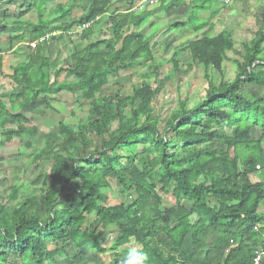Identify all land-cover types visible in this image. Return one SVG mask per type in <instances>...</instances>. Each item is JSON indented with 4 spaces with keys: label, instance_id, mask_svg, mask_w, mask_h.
Listing matches in <instances>:
<instances>
[{
    "label": "trees",
    "instance_id": "obj_1",
    "mask_svg": "<svg viewBox=\"0 0 264 264\" xmlns=\"http://www.w3.org/2000/svg\"><path fill=\"white\" fill-rule=\"evenodd\" d=\"M118 1L125 2L124 11L110 12L112 0H70L67 7L53 8L52 19H44L43 6L51 0H0L21 9L12 24L16 33L9 37L11 47L35 42L13 68V90L0 95L2 141L17 139L23 148H33L38 129L30 124L28 109L40 102L50 108L62 92L90 102L86 119L74 125L60 121L59 132L46 134L43 147L32 156L34 162L51 164L49 174L37 177H44L47 189L26 198L11 214L0 207V262L30 257L36 264H58L56 257L66 256V264H102L100 254L106 248L101 239L114 226L111 248L123 249L112 264H119L131 241L147 252L149 264H253L264 251V179H255L259 173L264 176V7L254 37L244 43L242 61L234 60L236 77L218 85L209 81L203 101L187 108L182 100L162 120L154 109L159 90L149 84L153 74L145 75L129 94L99 96L110 75L142 57L151 72L160 67L151 44L158 29L153 35L145 32L152 12H136L139 0ZM170 3L188 8L186 17L173 20L170 29L200 33L179 48L206 70L221 69L227 52L236 50L233 36L226 31L209 34L212 22L199 17L201 11H219L212 10L218 2ZM33 8L39 13L37 23L20 19ZM73 9L82 10L78 17ZM9 14L5 10L3 17ZM76 19L83 29L73 33ZM101 19L112 36L86 44L50 74L49 43L88 39ZM0 24V32L7 31L1 17ZM1 55L0 50V71ZM172 66L178 68L177 60ZM62 73L68 77L59 81ZM247 85L261 88L262 96L249 94ZM254 128L261 131L258 138L251 136ZM57 137L60 143L50 147ZM109 179L134 193L130 205L104 202L101 190L110 186ZM160 191L173 197V206H164ZM11 197H17L16 189ZM41 198L44 218L28 213ZM90 250L96 253L90 256Z\"/></svg>",
    "mask_w": 264,
    "mask_h": 264
},
{
    "label": "rangeland",
    "instance_id": "obj_2",
    "mask_svg": "<svg viewBox=\"0 0 264 264\" xmlns=\"http://www.w3.org/2000/svg\"><path fill=\"white\" fill-rule=\"evenodd\" d=\"M70 0H51L50 3L43 6V18L52 19V10L56 5L69 6ZM220 8L215 9L214 7ZM264 7V0H230L228 3H215L212 10H218L216 13H211L210 10L200 13V19H206L212 22L213 30L209 34H216L220 31L229 32L234 39L235 51L227 52V59L223 61L221 69L209 67L207 70L197 62L191 59L187 50H181L180 45L190 39L200 36V33L193 31L187 27H176L170 29L168 26L173 22V18H178L184 13H180L173 6L169 7L159 5L160 11L149 15L146 25V34L153 35L154 29H158V33L152 40V51L156 57V63H160L158 70L151 72L148 67V61L142 57L132 67L122 69L119 73L109 76V82L101 91L99 96H112L120 92L129 94L132 91L133 85L140 84L145 75H152L149 84L153 89L159 90L158 98L154 102L155 114L160 115L162 120H165L171 112L178 109L181 101L185 100L187 108H191L200 103L206 98L208 83L218 85L221 81H230L236 77L237 67L234 60L242 61L244 54V43H250L254 37L255 31L260 24V13ZM23 8V7H22ZM152 9L153 7H148ZM7 11L8 18L3 17V12ZM21 9H16L13 4H0V17L7 24V31L0 32V50L3 54L2 64L3 70L0 71V95L11 92L14 88V82L10 78L13 73V68L18 63L22 62L28 52V46H35V42L29 44L22 42L11 47L10 36L16 32L12 24L16 22L15 13ZM26 11L24 8L22 11ZM82 10L73 9V17H78ZM140 12L141 10H135ZM153 11V10H152ZM173 11V12H172ZM39 13L37 8H33L22 16L20 19L27 22L37 23ZM153 20V21H150ZM80 20L76 19L72 22L70 28L73 33L80 30ZM154 24L153 26L151 24ZM3 25V24H2ZM0 24V27L2 26ZM94 33L88 39L80 42H71L68 38L60 41H52L49 43V56L53 60L51 63L50 74L53 75L56 69L64 61L70 62L71 55L83 48L86 44L100 39L109 38L112 36V31L109 29L106 21L102 19L94 25ZM203 31V30H202ZM200 32V31H199ZM11 49V50H10ZM264 56V50L262 53ZM177 60L178 68L174 69L172 61ZM208 74V78L206 77ZM51 75V76H52ZM53 77V76H52ZM68 75L62 73L58 78L59 81L67 78ZM249 94H255L256 97L262 96V89L255 85H247ZM100 99V98H99ZM40 102V101H39ZM51 107H46L43 102L33 108H29L27 117L30 124L37 127L38 132L35 137L25 135V139L32 138L35 145L31 149H25L21 146L20 141L15 139L11 142L2 141L0 130V207L3 206L6 212L11 214L12 211L24 202L26 198L39 196L41 189H47L48 185L43 184V179L37 180L39 175H47L50 171L49 161L32 160V156L38 149L43 147V140L46 134L58 133V124L60 121L69 125H74L86 119L89 113V101H77L71 93L62 92L57 98L50 102ZM164 121H161L160 128L164 127ZM261 134L259 128L252 130V138H258ZM60 138L52 139L50 147L60 143ZM255 179H264L262 173L257 174ZM110 186L101 190L104 194L107 204H115L123 202L125 205H130L133 201V194L124 190L114 179H109ZM16 189L17 197H11L13 190ZM163 198L164 206L171 207L175 203L173 197L165 192L160 191ZM186 205L189 203L184 202ZM29 214H34L38 217H45L44 201L37 200L28 209ZM114 226L101 239L103 246L106 248L104 253L100 254L102 264H112L116 259L117 252L123 248L112 250L111 246L116 236ZM128 246L140 245L135 241H131ZM49 249L54 248L53 243L47 241ZM124 248V249H127ZM75 250H70L69 253L74 254ZM90 256L96 252L87 251ZM66 256L56 257L58 264H66L68 260ZM0 264H36L30 257L25 260L14 259L10 257L6 262ZM48 264V263H45Z\"/></svg>",
    "mask_w": 264,
    "mask_h": 264
},
{
    "label": "clouds",
    "instance_id": "obj_3",
    "mask_svg": "<svg viewBox=\"0 0 264 264\" xmlns=\"http://www.w3.org/2000/svg\"><path fill=\"white\" fill-rule=\"evenodd\" d=\"M119 264H149V256L141 247L128 246L122 254Z\"/></svg>",
    "mask_w": 264,
    "mask_h": 264
},
{
    "label": "crops",
    "instance_id": "obj_4",
    "mask_svg": "<svg viewBox=\"0 0 264 264\" xmlns=\"http://www.w3.org/2000/svg\"><path fill=\"white\" fill-rule=\"evenodd\" d=\"M113 1V4H112V7H111V10H110V12H117V11H124L126 8H127V6H126V4H125V2H121V1H118V0H112ZM140 1V0H139ZM138 1V2H139ZM164 2H165V4H164V6L166 5V4H168V6L169 7H174V8H176V9H179V10H177L178 12H180V13H184V15H181L180 17H178V18H173L172 20H177V19H181V18H185L186 17V15H187V11H188V8H187V6L186 5H184V4H182V5H180V6H178V5H176V4H174V3H170V0H164ZM162 3H163V1L162 2H160L159 4H157V5H155V6H153V8L152 9H150L149 8V12H152L151 14H155V13H157V12H159L160 11V9L158 8L159 7V5H161V7H162ZM153 10V11H152ZM173 12V11H172ZM201 12H204V11H201ZM200 12V13H201ZM150 14V15H151ZM200 17V16H199ZM150 21H153V20H150ZM11 50V49H10ZM2 56V58H3V54L1 55Z\"/></svg>",
    "mask_w": 264,
    "mask_h": 264
},
{
    "label": "built area",
    "instance_id": "obj_5",
    "mask_svg": "<svg viewBox=\"0 0 264 264\" xmlns=\"http://www.w3.org/2000/svg\"><path fill=\"white\" fill-rule=\"evenodd\" d=\"M217 2L221 3H228L230 0H215ZM161 0H140L136 6L134 7V10H143L148 7H153L157 4H159ZM83 27L80 28L77 32H81ZM264 257V251L257 254L253 264H259L260 259Z\"/></svg>",
    "mask_w": 264,
    "mask_h": 264
}]
</instances>
